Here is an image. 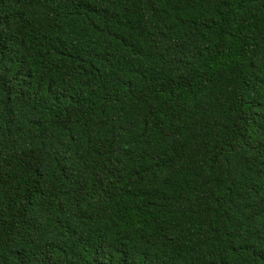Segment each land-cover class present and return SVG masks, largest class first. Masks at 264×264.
I'll return each mask as SVG.
<instances>
[{"label":"trees","instance_id":"obj_1","mask_svg":"<svg viewBox=\"0 0 264 264\" xmlns=\"http://www.w3.org/2000/svg\"><path fill=\"white\" fill-rule=\"evenodd\" d=\"M0 264H264V0H0Z\"/></svg>","mask_w":264,"mask_h":264}]
</instances>
